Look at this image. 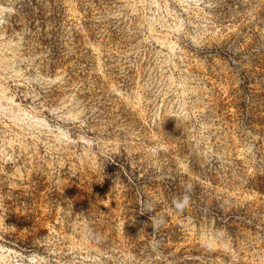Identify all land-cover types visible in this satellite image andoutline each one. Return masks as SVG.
<instances>
[{
	"label": "rangeland",
	"instance_id": "374dc122",
	"mask_svg": "<svg viewBox=\"0 0 264 264\" xmlns=\"http://www.w3.org/2000/svg\"><path fill=\"white\" fill-rule=\"evenodd\" d=\"M0 264H264V0H0Z\"/></svg>",
	"mask_w": 264,
	"mask_h": 264
},
{
	"label": "clouds",
	"instance_id": "9594fccd",
	"mask_svg": "<svg viewBox=\"0 0 264 264\" xmlns=\"http://www.w3.org/2000/svg\"><path fill=\"white\" fill-rule=\"evenodd\" d=\"M187 202H188V197L184 196L183 203L182 204L181 203H176V207L179 208V209H182L183 206H185L187 204Z\"/></svg>",
	"mask_w": 264,
	"mask_h": 264
}]
</instances>
